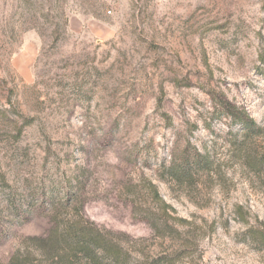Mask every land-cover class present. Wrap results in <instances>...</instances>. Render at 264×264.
I'll use <instances>...</instances> for the list:
<instances>
[{"label":"rangeland","instance_id":"obj_1","mask_svg":"<svg viewBox=\"0 0 264 264\" xmlns=\"http://www.w3.org/2000/svg\"><path fill=\"white\" fill-rule=\"evenodd\" d=\"M0 264H264V0H0Z\"/></svg>","mask_w":264,"mask_h":264},{"label":"trees","instance_id":"obj_2","mask_svg":"<svg viewBox=\"0 0 264 264\" xmlns=\"http://www.w3.org/2000/svg\"><path fill=\"white\" fill-rule=\"evenodd\" d=\"M227 109H229V108H227ZM227 111H229V110H227ZM229 113H231V115L233 116V118L235 120L241 121L242 123H244L246 125H250V121L251 120H249V118L247 116H245V115L244 116H240V115L234 114L232 112H229ZM145 220L150 225H152V227H154V228L157 227L158 219L155 216H151V215L150 216H146ZM75 235H76L75 239L77 240L76 243H75L76 246L79 245L78 244L79 241H81V239L85 238L86 235H87V237L89 236L87 231H83V233H76Z\"/></svg>","mask_w":264,"mask_h":264}]
</instances>
